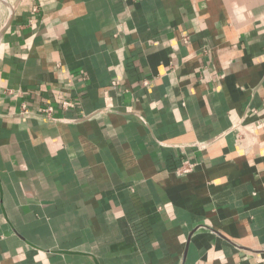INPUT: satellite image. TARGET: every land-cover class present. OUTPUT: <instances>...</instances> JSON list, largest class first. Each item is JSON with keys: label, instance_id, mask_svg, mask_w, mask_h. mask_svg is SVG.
Listing matches in <instances>:
<instances>
[{"label": "crops", "instance_id": "0c3cea01", "mask_svg": "<svg viewBox=\"0 0 264 264\" xmlns=\"http://www.w3.org/2000/svg\"><path fill=\"white\" fill-rule=\"evenodd\" d=\"M7 1L0 264H264V0Z\"/></svg>", "mask_w": 264, "mask_h": 264}, {"label": "rangeland", "instance_id": "374dc122", "mask_svg": "<svg viewBox=\"0 0 264 264\" xmlns=\"http://www.w3.org/2000/svg\"><path fill=\"white\" fill-rule=\"evenodd\" d=\"M8 14V7L5 4L0 3V32L4 27L5 23L7 22Z\"/></svg>", "mask_w": 264, "mask_h": 264}, {"label": "built area", "instance_id": "2783aa9c", "mask_svg": "<svg viewBox=\"0 0 264 264\" xmlns=\"http://www.w3.org/2000/svg\"><path fill=\"white\" fill-rule=\"evenodd\" d=\"M70 104V102H68V101H65L64 102V105L66 106V105H69ZM44 111L47 113V114H51L52 113V107H47V108H45L44 109ZM191 167H192V165L188 162V161H185V162H183V164L179 167V171H182V172H188V171H190L191 170Z\"/></svg>", "mask_w": 264, "mask_h": 264}, {"label": "water", "instance_id": "95a60500", "mask_svg": "<svg viewBox=\"0 0 264 264\" xmlns=\"http://www.w3.org/2000/svg\"><path fill=\"white\" fill-rule=\"evenodd\" d=\"M8 7H9V6H8ZM8 23H9V21H7V22L5 23V25H4V27L2 28V30H1V32H0V38H1L2 34L4 33V31H5V29H6L7 25H8Z\"/></svg>", "mask_w": 264, "mask_h": 264}, {"label": "bare ground", "instance_id": "6f19581e", "mask_svg": "<svg viewBox=\"0 0 264 264\" xmlns=\"http://www.w3.org/2000/svg\"><path fill=\"white\" fill-rule=\"evenodd\" d=\"M1 4H5L8 7V1L7 0H0Z\"/></svg>", "mask_w": 264, "mask_h": 264}]
</instances>
